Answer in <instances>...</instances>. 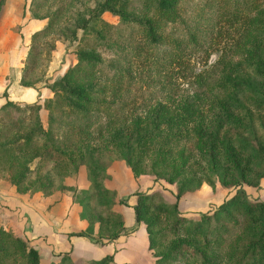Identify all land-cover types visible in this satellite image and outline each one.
Segmentation results:
<instances>
[{"label": "rangeland", "instance_id": "1", "mask_svg": "<svg viewBox=\"0 0 264 264\" xmlns=\"http://www.w3.org/2000/svg\"><path fill=\"white\" fill-rule=\"evenodd\" d=\"M101 1L45 0L41 5H34L35 0H1L0 3V97L18 105L39 104L38 115L42 125L50 127L56 139H62L69 145L67 151H72V159L76 163L50 161L43 156L37 140L33 138L27 149L22 146L21 138L11 145L12 151L0 154V227L33 246L38 251V264L57 263L63 253H67L74 264H90L104 256H109L106 264H155L157 257L154 251L167 247L174 236L166 230L164 215H159L157 222L164 236L156 240L154 251L149 249L145 224L134 221L131 205L136 203V193L154 194L155 199L173 203L176 181L168 182L155 174L154 168L151 169L153 146L150 145L139 165L143 171L133 176L124 159L117 154L114 131L121 118L124 120L120 131L125 134L129 131L131 119L148 124L150 112L157 103L174 109L184 99L195 100L196 95V104L203 111L204 119L213 118L217 108L212 101L219 94L212 85L213 81L225 72V67L251 76L253 66L250 58L254 45L264 46V0H256L244 10L249 17L250 28L242 33L238 45L224 56L223 65L210 70L211 82L206 88L197 90L190 83L191 73L207 69L217 61L222 56V48L231 43L233 36L232 30L218 25L217 12L211 0H179L177 14L180 21H165L159 17V30L167 42L158 46H148L142 31L133 22H124L108 12L91 13L90 10ZM116 5L136 18L158 16L153 7L144 8L141 0H117ZM56 8L59 13L46 29L47 17L43 15ZM186 29H197L199 41L184 51L176 48L181 55V64L173 65L172 60L168 61L172 56H167L169 49H175L169 37L179 39ZM72 31L74 35H71ZM96 32L103 37L99 38ZM79 49L94 51L101 58V63L80 69L77 82L86 84L94 81L92 97L95 102L110 103L117 117L116 122L110 125H106L102 117L85 134L78 133L75 124L64 113L55 128L54 122L48 120V110L43 108V103L53 98L49 85L75 65V53ZM121 105L123 108L119 109ZM245 105L257 134L264 138V104L260 109L248 101ZM98 107L102 112L101 106ZM56 114L52 109V118ZM31 119L26 111L21 123L9 126V137H19ZM8 122H11L9 116L3 114L0 126ZM237 131L232 125L225 124L222 135L230 137ZM180 145L191 151V142L187 139ZM85 151L93 161L101 164L102 169H94L88 159L85 164L77 162L79 154ZM22 164L27 171L16 189L11 178ZM154 167L159 170L158 165ZM195 171L199 184H195L198 180L194 177L193 185L184 189L176 199L177 214L190 220H197L201 214H210L234 192V188L224 186L216 179L212 185L207 184L206 176ZM183 175L190 176L187 170ZM89 177H95L101 187L108 189L106 196L114 199L113 204L96 202L98 191L93 188ZM240 189L249 199L260 200L264 205V177L257 185L242 183ZM119 199L122 203L117 202ZM83 209L92 220L93 233L88 237L75 236L83 240L75 249L64 248L62 243L67 233L77 232L82 224L86 226L88 219L80 217ZM90 213L95 214L96 220ZM118 217L122 219L123 227L111 239ZM113 240H116L114 246L111 244ZM105 245H111L112 249L110 246L104 252ZM108 250L113 251H109L110 254ZM11 262L6 260L2 264H13ZM170 264L197 263L188 258L174 260Z\"/></svg>", "mask_w": 264, "mask_h": 264}, {"label": "trees", "instance_id": "2", "mask_svg": "<svg viewBox=\"0 0 264 264\" xmlns=\"http://www.w3.org/2000/svg\"><path fill=\"white\" fill-rule=\"evenodd\" d=\"M44 1L35 0L34 5H41ZM116 1L102 0L90 12L94 15L108 12L124 22H133L142 31L148 46H158L167 42L159 30V17L164 18L165 21L180 19L177 14L179 0H141L144 8L153 7L158 12V16H148L144 19L125 12L116 5ZM211 1L217 12L218 25H225L226 29L232 30L233 36L231 43L224 45L225 49L222 48V56L217 61L207 69L191 73L190 83L197 90L206 88L211 82L210 70L223 65L224 56L238 45L242 33L250 28L249 17L244 10L249 9L256 0ZM57 13H59L58 8L48 15H43L47 17L46 29L56 18ZM186 30L179 39L169 37L175 49L174 51L169 49L167 56H172L168 61L172 60L173 65L181 64L179 60L181 55L176 48L184 51L188 46L196 45L199 41L197 29ZM36 34L37 32L32 36ZM96 34L99 38L103 37L101 33L96 32ZM71 35H74V31ZM75 55V65L49 85L53 98L46 100L43 108L48 110V120L54 122L55 128L58 127V120H62L61 116L64 113L75 124L78 133L85 134V131L102 117L106 125L115 123L117 117L110 103L95 102L92 97L94 81L79 84L76 80L78 72L84 66L101 63L99 55L89 49H79ZM156 58L159 59L158 55ZM250 62L253 66L251 76L225 67V72L213 81L212 85L219 92L212 101L217 108L213 118L204 119L203 111L196 104L198 98L196 95L195 100L184 99L174 109L157 103L150 112L148 124H144L143 121L137 122L136 118L131 119L129 131L125 134L120 131V125L124 120L121 118L120 125L114 131L117 154L124 159L133 176L143 171L139 165L150 145L153 146V155L150 158L151 169L154 168L155 174L163 176L162 178L168 182L176 181L173 203L168 204L161 199H155L154 194L136 193L134 194L136 203L131 205L134 221L136 223L143 221L145 224L149 249L154 251L156 240L164 236L163 229L157 222L159 215H164L167 221L166 230L174 236L167 247L154 251V256L157 257L155 264H170L174 260L188 258L194 259L197 264H264V205L260 200L249 199L240 189L242 183L257 185L259 179L264 177V138L261 134H257L251 123V113L245 105L248 101L253 107L260 109L264 104L263 45H254ZM98 106H101L102 112ZM122 108L123 105L119 106V109ZM39 109V104L18 105L8 99L0 105V120L3 114L8 115L11 120L9 124L2 123L0 126L2 139L0 154L12 151L11 145L21 138L24 142L22 146L27 149L30 146L29 141L33 138L37 140L44 157L53 162L63 161L73 165L75 161L72 159V151H67L69 145L62 139H56L50 127L42 125L38 115ZM52 109L57 113L54 118L51 115ZM26 111L27 116H32L29 126L19 137L10 138L9 126L13 123H21ZM225 124L232 125L238 131L230 137H223L222 129ZM184 139L191 142V151H186L185 147L180 145ZM89 156L91 155L85 151L79 154L77 162L85 164L88 159L94 169H102L101 164L93 161V157ZM155 165H158L159 170L154 167ZM186 170L190 176L183 175ZM195 170L206 176L207 184L212 185L213 179H216L220 184L234 188V192L224 198L210 214H201L197 220H190L177 214L176 199L184 189L193 185L192 180L197 176ZM26 171L27 167L22 164L17 174L11 178V183L16 189L24 179ZM89 179L93 188L98 191L96 202L113 204L114 199L106 196L108 189L101 187L100 181L95 177ZM196 180L198 181L195 184L198 185L200 180L198 177ZM117 202L122 203L120 199ZM86 215L83 209L80 217L88 219L85 228L77 232H69L68 236L88 237L93 233L92 220ZM90 216L96 220L95 214L90 213ZM122 227V219L118 217L114 227L116 231L112 232L109 238H115ZM97 229L99 230V226ZM6 260H11L13 264H38L39 255L24 238L0 227V264ZM108 260L109 256H104L91 261L90 264H106ZM51 264L74 263L67 257V253H63L59 262Z\"/></svg>", "mask_w": 264, "mask_h": 264}, {"label": "crops", "instance_id": "3", "mask_svg": "<svg viewBox=\"0 0 264 264\" xmlns=\"http://www.w3.org/2000/svg\"><path fill=\"white\" fill-rule=\"evenodd\" d=\"M3 78L5 77V75L2 76ZM2 85V84H1ZM5 100L3 98L0 97V105L4 102ZM62 209V208H61ZM60 210V209H59ZM82 228H79L77 231L79 230H83L85 228V224H82L81 225ZM64 242L62 243V245L64 246V248H72V249H75V247L78 245L80 246L81 245V242L83 241L81 238H76L75 236L72 237V236H66L64 239ZM114 243L111 242V244H116V240H113ZM111 245H105L104 248H105V251L110 248ZM111 249H112V246H111ZM111 251V250H108V252ZM113 251V250H112ZM111 251V253H112ZM110 253V252H109ZM110 253V254H111Z\"/></svg>", "mask_w": 264, "mask_h": 264}]
</instances>
